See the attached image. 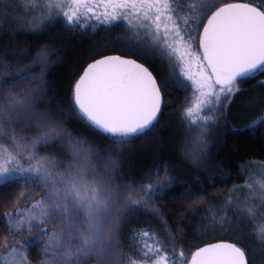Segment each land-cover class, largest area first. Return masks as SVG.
Returning <instances> with one entry per match:
<instances>
[{
	"label": "snow or ice",
	"instance_id": "1",
	"mask_svg": "<svg viewBox=\"0 0 264 264\" xmlns=\"http://www.w3.org/2000/svg\"><path fill=\"white\" fill-rule=\"evenodd\" d=\"M19 8L27 31L63 23L104 32L107 43L63 99L49 79L62 55L55 46L0 53V185L14 188L0 196V264H255L240 233L249 227L264 255V160L240 166L243 184L219 188L209 177L212 193L184 181L173 224L164 205L177 198L178 178L166 162L137 179L124 161L157 131L179 88L177 151L193 169L212 163L242 86L264 77V0H19ZM258 107L252 125L264 127V99ZM210 194L223 195L202 209L199 242H181L187 212ZM137 214L158 225L130 227Z\"/></svg>",
	"mask_w": 264,
	"mask_h": 264
},
{
	"label": "trees",
	"instance_id": "2",
	"mask_svg": "<svg viewBox=\"0 0 264 264\" xmlns=\"http://www.w3.org/2000/svg\"><path fill=\"white\" fill-rule=\"evenodd\" d=\"M106 35L104 32L94 33L91 30H70L63 23L45 33L36 34L16 23L2 21L0 22V53L12 48L17 50L34 48L42 40L55 46L62 55L51 69L49 79L55 98L63 99L68 95L75 74L81 65L96 51L101 50L97 47L98 45L107 43ZM157 62L153 61L157 72L166 73L167 65L158 60ZM261 80H264V77L258 76L242 86L243 95L235 99L228 121L221 125L214 136L210 150L212 163L206 165L205 169H193L177 151V144L184 134L180 108L184 103L185 93L179 88L171 91L172 99L157 131L149 133L129 146L124 164L137 179H147L162 162H166L169 172L178 178V183L172 190L177 194V198L167 201L164 205L168 209L165 219L169 221V224H173L174 217L184 211L178 199L184 181L188 182L184 185L185 187L203 184L207 191L212 193L214 189L208 187L209 177L217 181L216 187L230 188L245 180V176L242 177L240 174L241 165L264 160V127L259 124L252 125V121L261 115L258 107L260 100L264 99V89L259 87ZM253 104L257 107H253ZM228 175L231 179H228L225 184L223 178ZM13 191L14 188L0 185V196ZM222 195L210 194L205 201L187 212V218L183 221L185 228L179 237L181 242L197 243L195 216L209 201L220 199ZM145 223L158 225V221L151 215L137 214L132 217L129 226H144Z\"/></svg>",
	"mask_w": 264,
	"mask_h": 264
},
{
	"label": "rangeland",
	"instance_id": "3",
	"mask_svg": "<svg viewBox=\"0 0 264 264\" xmlns=\"http://www.w3.org/2000/svg\"><path fill=\"white\" fill-rule=\"evenodd\" d=\"M19 14H22V10L19 8V0H2L0 2V22L2 21H8L12 22L13 24H17L20 27H23L21 24L17 23L15 17ZM24 28V27H23ZM26 29V28H25ZM156 63H158L156 61ZM255 98H252V101L254 102ZM245 179H247V176H245ZM244 183V182H243ZM241 183V184H243ZM222 199V198H220ZM217 199V200H220ZM205 213L200 210V212L195 216L196 219V228L199 227L201 224V217L204 216ZM197 232V231H196ZM241 236L246 240V242L249 244L250 247H255V264H264V255L261 254L258 246V242L254 239L250 228L247 226H241ZM197 235V243L199 242V233H196Z\"/></svg>",
	"mask_w": 264,
	"mask_h": 264
}]
</instances>
